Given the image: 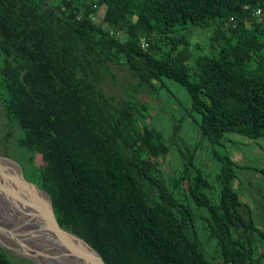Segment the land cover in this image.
I'll return each mask as SVG.
<instances>
[{"label": "trees", "instance_id": "16d2710c", "mask_svg": "<svg viewBox=\"0 0 264 264\" xmlns=\"http://www.w3.org/2000/svg\"><path fill=\"white\" fill-rule=\"evenodd\" d=\"M194 28L210 30L207 51L191 49ZM114 67L135 80L134 94L106 92ZM164 79L200 115L193 148L179 143L188 112L168 139L147 122L143 96L157 100ZM0 96L29 152L26 173L107 264H264V229L236 183L254 170L225 151L233 134L264 140V0H0ZM199 142L216 147L217 193L196 168ZM171 146L178 190L189 182L183 198L160 168ZM200 218L219 261L205 253ZM0 264H15L1 248Z\"/></svg>", "mask_w": 264, "mask_h": 264}, {"label": "rangeland", "instance_id": "374dc122", "mask_svg": "<svg viewBox=\"0 0 264 264\" xmlns=\"http://www.w3.org/2000/svg\"><path fill=\"white\" fill-rule=\"evenodd\" d=\"M103 10L104 8L102 7L99 9L101 14H104ZM209 35L210 30L192 29L189 37L191 49L194 50V48L198 47L203 49V51H207L209 48ZM113 73L116 76L117 83L109 80L104 86L106 92L122 97L134 94L135 89L133 86L136 82L128 75V72L114 67ZM164 82L167 89L160 93L157 100H154L155 98L150 94H144L143 96V100L151 104L150 117L147 119V122L151 126L163 131L165 137L168 139L173 119H177L182 113L188 112L187 126L183 130L179 143L182 148H193L197 144L198 134L196 132L197 126L192 121V118L200 121V115L191 112L190 96L183 86L168 79H164ZM21 137L18 124L14 121L12 122L6 114L0 96V157L9 159V161H3L2 165L6 167L14 165L17 169L20 166L24 172H30L32 167L27 159L29 152L18 147L21 144ZM231 140L230 142H226L227 147L225 151L240 165H246L254 170L252 177L248 174L240 175L236 179V183L239 186V192L243 201L252 206L257 224L264 229V219L258 222V218L261 217L260 211L262 212L260 199L264 196V177L261 175V171H264V140L250 141L236 134L231 135ZM199 144V149L195 155L196 168H200L208 176L213 191L217 193L219 186L215 181V175L219 164L212 154L216 147L208 142H199ZM30 153L35 159L36 164L43 162L44 158L40 153L33 150ZM160 168L169 187L174 189L178 196L185 197L189 182L184 181L179 188L181 192L178 190L176 180L182 171V161L180 154L174 146H171V151L168 155L160 159ZM10 171L15 173L13 170ZM0 172V196H2L0 197V248L15 264H44L32 259L33 257L31 256L37 255L35 251L39 255L40 252L44 255L45 249L42 244L44 239L40 235L41 230L35 226L32 227V230L25 227L15 228L18 224L13 223L15 215L27 221L35 220L36 222L43 223V218H37V215L30 212L28 208L29 201L34 200V198L38 201L40 197L31 193V190L20 179L13 178V183L10 182L12 178L7 170L4 173ZM5 198L6 200H4ZM197 214L199 216L205 215L201 209L197 210ZM19 225L22 226V224ZM2 229H6V232H3ZM196 230L207 257L219 261L216 242L210 238L208 231L205 229L204 219L200 218L197 221ZM32 231L33 233H35L34 231L37 233L34 235ZM36 235H39V237H36ZM73 245L83 251L81 245L75 243Z\"/></svg>", "mask_w": 264, "mask_h": 264}, {"label": "water", "instance_id": "95a60500", "mask_svg": "<svg viewBox=\"0 0 264 264\" xmlns=\"http://www.w3.org/2000/svg\"><path fill=\"white\" fill-rule=\"evenodd\" d=\"M7 160L9 161L7 158L0 157V171L4 173L7 170L12 178L10 182L13 183V178L20 179V181H23L24 185L32 191L31 193L40 197L38 201H36L35 198L29 201L28 205L30 212L35 213L34 215H37V218H43V224L40 226V230H45L46 236L53 240L57 246L85 264H107L100 254L84 239L64 229L54 211L50 196L42 188L41 184L24 172L20 166H18V172H11L9 167L2 165V162ZM34 232L37 233L36 231ZM35 233L33 234L35 235ZM36 237H39V235H36ZM73 243L81 245L83 251L77 250L73 246Z\"/></svg>", "mask_w": 264, "mask_h": 264}, {"label": "bare ground", "instance_id": "6f19581e", "mask_svg": "<svg viewBox=\"0 0 264 264\" xmlns=\"http://www.w3.org/2000/svg\"><path fill=\"white\" fill-rule=\"evenodd\" d=\"M0 166H1V164H0ZM9 167H10L9 169L15 171V173L18 172V169L14 165H10ZM0 197H2V196H0ZM4 200H6V198ZM13 223L18 224V226L15 225L16 226L15 228L25 227V228H30L31 230H32L33 226H35L37 229H40L39 227L43 224L41 222H36L35 220L27 221L26 219L19 217V216H16V215L13 218ZM19 224H22V226ZM2 230H3V232H6V229H2ZM40 235L43 236V239H44L42 242V244L44 245V249H45L44 255L41 252L39 255V253L35 251V253L37 255L36 256L31 255L33 257V259L38 260L44 264H85L84 262H82V261L76 259L75 257L69 255L68 252L63 251L61 249V247L57 246L53 242V240H51L48 236H46L45 230H41ZM73 246L77 250L82 251V250L78 249L75 245H73Z\"/></svg>", "mask_w": 264, "mask_h": 264}, {"label": "built area", "instance_id": "2783aa9c", "mask_svg": "<svg viewBox=\"0 0 264 264\" xmlns=\"http://www.w3.org/2000/svg\"><path fill=\"white\" fill-rule=\"evenodd\" d=\"M95 7H96V6H95ZM102 8H103V7H102ZM257 14H260V11H258V12H257ZM99 16H101V17H102V14L100 13V11H98V14H97V16H96V15H95V16H93V20H94V19H96V18H97V17H99ZM144 46H145V47H147V45H146V44H145Z\"/></svg>", "mask_w": 264, "mask_h": 264}]
</instances>
